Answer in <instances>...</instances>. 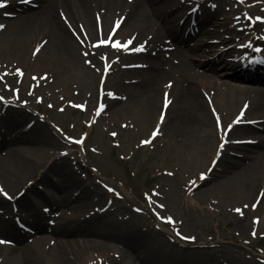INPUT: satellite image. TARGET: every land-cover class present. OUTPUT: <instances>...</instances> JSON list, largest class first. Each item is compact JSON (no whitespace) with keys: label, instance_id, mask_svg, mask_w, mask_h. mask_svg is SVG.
Wrapping results in <instances>:
<instances>
[{"label":"rangeland","instance_id":"rangeland-1","mask_svg":"<svg viewBox=\"0 0 264 264\" xmlns=\"http://www.w3.org/2000/svg\"><path fill=\"white\" fill-rule=\"evenodd\" d=\"M6 1V0H5ZM13 1V0H11ZM122 4L129 5L126 0H121ZM168 1V0H167ZM173 1V0H172ZM249 0H245V2H248ZM135 2H138V0H134L130 5H133ZM145 2L146 4L143 5V9H150L151 4L148 1H141ZM152 2H157L158 4L160 0H152ZM179 1L174 0L171 4V6L165 5V9L162 10V15L164 17V21L160 20L158 21V26H160L163 22L170 21V18L174 17V15L168 14L169 10L173 8H176V5H179ZM92 4V3H91ZM225 4L224 0H218V9L222 10L223 5ZM96 4H93V6ZM261 6L257 5V9H260ZM93 11H106V15H110L109 18H114L113 13L108 12L106 8H90ZM127 9V8H126ZM1 10V9H0ZM36 8H30L29 11H26L24 13H21L18 16H23L27 13H32L30 11H35ZM130 10V9H128ZM0 16H2V13H0ZM68 20L71 21V17H68L66 15ZM54 17L59 21V14L57 13V10L54 11ZM74 20L77 19L76 16H74ZM177 18H180L181 15L176 16ZM52 18V17H51ZM108 18V19H109ZM217 20H219V16L217 15ZM1 20V19H0ZM10 21L9 18H5L2 20L3 22L1 24L7 25L6 28L0 32L5 33L7 29L8 32L10 31V25L7 23V21ZM66 20V19H64ZM67 21V20H66ZM62 22V20H60ZM72 22V21H71ZM116 24L121 23V19H116ZM78 23H82L81 19L75 20V28ZM65 24H69L68 22ZM104 24V21H103ZM112 31L113 28L109 25L106 31ZM131 31H134V28H130V31L125 32L124 28L117 34L116 39H119V41L123 43H127L129 40H131L130 36L128 35L131 33ZM138 31V30H135ZM73 32L78 34L76 29H72L70 31L71 37H73ZM139 35L137 36V40H140L144 38L150 31H145L141 33L140 31ZM8 35V33H7ZM50 35H42L40 36L35 42L39 43L43 40H47L45 47L43 48L42 53L40 56L47 57V54L49 52L47 51V47L49 46L50 41L49 39ZM171 36L169 33H165L162 31V33L159 36V42H161L160 46L163 48L166 44V40H171ZM73 39L76 41V39L73 37ZM115 40L113 42H115ZM77 42V41H76ZM81 42V41H79ZM13 44L15 42H12ZM140 42H133V47H130L131 49L136 48L139 46ZM33 47V46H32ZM30 45L21 52L19 51V48H15L10 50L11 52H6L3 49H0V77H3V79H0V82L2 80L6 81L7 84L12 80V78H15L16 80H19L20 75L17 74L18 67H21L25 72H23L22 78L25 80H29L31 75L41 74L48 72L49 69L51 70L52 74L58 73L59 71H53L50 68H44L41 67L42 64H36L34 62L35 59H33L30 56V50L32 49ZM189 47V45L187 46ZM181 48V47H179ZM190 49V48H188ZM18 50L19 52H15ZM42 50V49H41ZM40 50V52H41ZM25 51V52H24ZM39 52V53H40ZM79 60L80 64L76 67H73L69 70L70 76H67L64 72V75H61L59 79L56 80V83L47 84V88L42 92L39 93L36 90H30L31 95L34 96L35 105H32V107L36 111H40L47 119L44 125H40L41 128L45 129L50 137L52 136V128L49 123L57 124L59 125L65 132L70 133V135L77 136L79 133L84 131V127L82 122L90 120V117H92L94 120L97 119L99 115H97L98 107L97 105V98H95V91H96V82L97 79L94 80V88H93V81H85L83 79V52L81 54V48L79 47ZM187 52V51H186ZM109 58L111 59L110 53L108 54ZM182 56L185 60H188L187 57H190L188 53L180 52V54L176 53V56L174 58L175 61H178ZM136 60H138V57H135ZM171 58H173V55L171 54ZM152 60H156V58H151ZM132 62H137L133 61ZM168 63H171V60L168 61ZM50 65H53L52 63H48ZM192 68H194V64H191ZM78 67V69H76ZM115 76L117 77H123L125 76V73L122 69H120L117 65H115ZM175 69L172 73H165L168 76L166 78V75L164 73H157V76H152V79L158 78L157 86L160 88V94L162 91L163 85L167 81L171 82H178V84L174 85V90L172 91V96L175 97L176 100L173 101L171 104V107L174 106L177 103L180 102V100L177 98V89L181 88L182 90H188L190 93H192L193 90L191 88L196 89L195 94L199 95L201 99L204 100L206 106L208 105L209 108L216 107L218 103H215V96L210 91V88L204 87L203 84L205 80H193L191 77H181L180 79L173 80L174 77L178 74V71L180 66H173ZM10 73L9 75H4L5 73ZM147 72L154 73L150 70ZM145 72V74L147 73ZM49 73V72H48ZM94 74V73H93ZM133 78H139L140 80H136L133 83H131V87L133 88L134 85L139 86L137 90H133L131 92V95L134 96L132 99L136 100V98H139V96L142 97H150V94L153 92L151 91L153 84L152 81L148 82L145 79V75L141 76L142 73L132 72ZM49 75H51L49 73ZM149 78V76H148ZM215 80V79H214ZM225 80V79H223ZM209 81V79L207 80ZM114 81L112 80L111 83L107 84V88L104 90L107 92L110 89L117 88L118 90L122 92H128V87H125L122 82H119L118 84H114ZM125 82H128V79L125 80ZM221 82V81H220ZM161 86V87H160ZM11 88H5L9 92H15L18 94V97L21 94V89L19 85H10ZM49 88H53L55 94H47V90ZM177 88V89H176ZM202 91L211 94L208 96V99L203 97ZM77 92V95H74V93ZM92 95L93 98H88L89 95ZM109 95V94H106ZM162 98V97H161ZM131 99V100H132ZM143 99V98H142ZM25 100H28L33 103V98H27ZM73 101V104L80 103L81 101L84 102V112L82 114L77 113L76 111H72L70 109H66L64 113L58 112V107H61L63 104L68 105L70 101ZM160 100V95H159ZM77 101V102H76ZM108 107H110L107 110V113H113L116 110L119 111L117 114H113L112 119L111 117L107 118L105 117L103 120H101L99 123L97 122L96 126H93V132L89 135L88 141H86V148L83 154H87V157L84 155L83 158H78L82 162V165H84V169L86 171L87 166H94L96 171H99L103 178L107 181H110V183L106 182L105 185H102L98 187L100 189V192L103 191V199H106V195L110 196V198H114V200L117 202L118 206L115 210V217L114 220L115 223L118 224L117 220H119L120 223L124 224L121 225L123 228H125L128 231V234L126 236H129L128 238H124V242L126 243L129 240L128 245L131 246V250L124 248V244H113L116 249H118L122 255L126 257V259L136 260L135 263L137 264L138 261L143 264H186L187 262H190V264H264V235H261L260 237L253 238L249 234V229L244 228V225L248 226L250 225V222H253L254 220L257 221L255 218H262L264 217V209L259 210L256 213H248L244 218H241L240 216L237 217V215L232 213V209L234 207H237L238 205H242L246 201L243 200V197H239L238 195H230L228 197V192L225 191V187L221 186L220 184H217L218 181H223L225 179V176L230 175L229 168L230 165L228 163H237V167H235V171L240 170V165H246L239 159H235L236 150L234 148H231L230 150H227L218 162L219 170L222 169V171H218L215 173L213 171L212 173V180L209 183H206L205 185L201 186L202 183L199 181L198 178H201L204 175H201L204 171L208 170L211 171V167L209 165L213 154L216 151H219L222 139L224 136V132H219L217 129H215V125H213L212 130L215 133H213V137H209L208 135L202 136V134L197 133V131H194L193 137L189 140H185L186 137L176 135L177 140H179V145H177L176 141L174 140L175 136H172L171 140H168V137L171 134L172 130V111H170L169 117L167 119L161 122L160 124V134L152 141L150 145H143L142 142L146 139L151 138L152 134V127L157 126V118L159 114V106L157 111L154 114V117L152 118V124L153 126H150L147 129L142 130L140 125L136 124L134 119L131 121L130 124H128L126 127L122 128L117 125H119L122 120L125 118L127 113L132 114L133 111H137L135 107L132 105L130 106V98L126 102V104L118 106L119 102L117 103H110ZM51 105V106H50ZM242 106V105H241ZM206 108V107H205ZM100 114H102L104 111H99ZM258 112V111H257ZM29 115H34V113H29ZM116 115V116H115ZM232 117V116H231ZM229 117V119H231ZM248 117L250 119L258 118L262 119L264 118L263 112L258 113H251L249 112ZM228 119V120H229ZM27 121V119H26ZM155 121V122H154ZM257 121V119L255 120ZM259 122V121H257ZM37 124V123H36ZM131 125H135L133 130H129L125 132L122 129L128 128ZM263 125V124H260ZM38 127V126H36ZM264 127V126H262ZM42 129V130H43ZM107 131L110 132L112 135L113 133L117 134V138L120 140L121 144H119V148H114L111 145V140L106 138V136L102 133H106ZM244 133H247L243 130ZM249 134H252L250 132ZM54 135V134H53ZM238 133L233 130L231 132V138L232 141H235L238 137ZM55 136V135H54ZM116 136V135H115ZM196 136V137H195ZM202 136V139H201ZM249 135H243V137H246ZM57 137V136H56ZM54 137H52L51 146H55V143H61L62 150L64 146V142L58 141V137L56 140H53ZM175 138V139H176ZM242 138V137H241ZM50 138H46V141H43L45 143H49L48 140ZM198 146V147H196ZM93 147L92 152L89 151V148ZM149 147V148H148ZM239 150H245L244 155L247 156V159H250L252 155L250 154L251 148L243 147ZM238 151V150H237ZM238 153H241V151H238ZM231 157H227V156ZM83 156V155H82ZM81 156V157H82ZM202 157V158H201ZM66 159L63 160L64 165L73 167V163L70 157H65ZM86 159V160H85ZM232 159V160H231ZM76 162V161H75ZM216 162V160L214 161ZM246 163L248 160L245 161ZM249 163V162H248ZM253 163V162H252ZM206 169V170H205ZM234 170V169H233ZM45 171V170H42ZM41 171V172H42ZM163 171H169L173 177H169L167 175H163ZM198 172H201L200 174ZM215 173V174H214ZM264 172L259 175L257 174V179L255 181V191L260 190L262 186L261 181L263 179ZM31 177V176H29ZM28 177V178H29ZM27 178V179H28ZM0 179H2V176L0 175ZM26 179V178H25ZM195 181V183H193ZM229 181V180H226ZM25 182V181H24ZM24 182L20 185H17L14 188L8 187L3 179L2 183L4 188L7 190L6 192L12 195L13 193L17 192L15 191L18 187L24 184ZM112 183V184H111ZM163 190V194L161 196V199L157 201L156 205L160 207V205H164L163 210H169L170 213L175 217L174 220L176 222L175 228L177 230L182 229L183 233L185 235H193L195 236L197 242L194 243L193 246L197 245H210L214 244L216 247L213 248V251L208 252L207 254H196L199 253L197 249L195 251L189 252L187 250H183L181 248H177L176 246L172 245L170 242L166 243L165 241H160L159 238L155 237L152 234H149L148 232H144L147 227L145 226V222L141 217H138L137 209L139 208L140 199L143 197L146 198L147 195H151V191L153 187L156 185H160ZM221 186V187H218ZM217 187V188H216ZM102 188V189H101ZM111 188L113 191H109L108 189ZM224 188V191H223ZM206 190H209L207 192H204ZM214 190V191H213ZM217 190V191H216ZM105 192V193H104ZM193 192V204L189 205V193ZM238 193V191H236ZM114 196V197H113ZM228 198L227 200H224L222 198ZM1 197V196H0ZM2 198V197H1ZM153 198V196H152ZM242 198V199H240ZM3 199V198H2ZM217 199L220 203V205H214V207L209 206L211 204V200ZM143 200V199H142ZM247 200V203L250 204L251 201H253V196L249 197ZM209 201V202H208ZM241 201V202H238ZM0 203L2 204L3 202ZM224 206V207H223ZM232 208L230 211L226 212V208ZM208 208H215L219 211V213H215ZM262 208H264V201L262 204ZM159 209V214L163 217H166V213ZM79 211V210H78ZM80 212V211H79ZM134 212V213H133ZM256 216V217H253ZM117 218V219H116ZM101 223H96V226H101ZM154 226L155 224L152 223ZM116 229V228H115ZM117 230V229H116ZM144 236V235H150L148 236L150 239L148 243H137L134 236ZM125 237V236H122ZM70 238V237H69ZM74 240H80L82 238L81 234H76L75 236H71ZM70 238V239H71ZM91 240H94L99 243H109L111 240H102L98 237H94L93 239L88 237ZM71 240V241H74ZM145 240V239H144ZM171 240V239H169ZM107 241V242H103ZM146 241V240H145ZM213 241V242H212ZM78 243V241H76ZM177 248V249H176ZM260 251H263L261 253ZM108 251L106 249L102 248V251L100 252H92L90 251L88 254H90V258L86 256H82L81 258H77V255L73 252L72 255L69 256L70 262H74L71 264H111L107 261H111L108 258L107 254ZM81 255V253H80ZM198 255H205L201 261H197L195 263V256ZM5 257V258H3ZM97 260H95V259ZM192 258V259H191ZM90 259H94L93 262ZM40 262L39 264H51V258L42 256V259H38ZM37 260V261H38ZM42 261V262H41ZM2 264H12L8 261L7 256L3 253V250L0 249V263ZM122 264V263H121Z\"/></svg>","mask_w":264,"mask_h":264},{"label":"bare ground","instance_id":"bare-ground-1","mask_svg":"<svg viewBox=\"0 0 264 264\" xmlns=\"http://www.w3.org/2000/svg\"><path fill=\"white\" fill-rule=\"evenodd\" d=\"M13 1L10 0V2ZM41 1V4L44 5L42 9H38V11L32 13H27L23 16H18L15 20L7 21V23L10 25V31L8 32L9 29H7L5 33H1L0 49L5 50L6 52H11L10 50L19 48V51L21 52L22 50H25L29 45L30 47L33 46V49L37 44L35 41L40 36L44 34L50 35L48 39L50 43L49 46L46 48L49 52V54H47L48 58L39 56L34 60L36 63L42 64L41 67L50 68L53 71H59L57 74H52L51 78L45 83H54L57 79L61 77V75H64V72L67 76H70L69 70L73 67L80 65L75 64L77 62L80 63V60L78 58L79 55H77L79 54L78 43L73 39V37H71V35L69 34L70 32L68 31L65 24L60 22V15L59 21L54 17V11L57 10L58 6H61L63 8L65 14L68 15V17H71L72 22L69 20L70 25L75 24V20L81 19V22L83 23V25H85V31L88 34L87 37H84L82 34V37L86 41H89L98 36V31L95 28V11L93 15V11L90 9L93 4L107 6L108 12L112 11L113 16L115 10L125 11L126 8L130 9L129 12H127L126 14L123 13L121 15L124 18V25L122 29L124 28V31L128 32L130 31V28H134V31H131V33L128 34L129 36H131V34H134L135 32H137L139 35L138 31H140L141 33L145 31H150L152 32V34H154V36H157V38H159L160 34L164 30L165 33H171L173 41L181 39V34H179L178 31H174V24L177 19L176 17H172L170 21L162 23L160 26H158L157 23L158 21L164 18L161 14L162 10L164 9L165 5L171 6L173 2L172 0H161L158 4H156L157 2H152V0H145L150 2L151 4V8L148 10L143 9L142 6L146 4L145 2H141L143 0H138V2H136L132 6L122 4L121 0ZM5 3H9V0H6ZM177 10L178 12H173L171 15L180 14L182 7H177ZM3 12L6 11H0V13ZM110 15L104 17V26L108 27L112 23V18H109L111 17ZM74 16H76L77 19L74 20ZM5 18L6 17L4 15L0 16V24ZM76 26H78V24ZM187 38H191V35L187 34L185 39ZM12 42L15 43L13 44ZM19 51L16 50L15 52ZM48 63H52L53 65H50ZM154 64L155 63L150 66L152 71H156ZM76 69H78V67ZM181 69H183L182 71L184 77L189 76L190 72H187V68L185 66L181 65ZM45 70H48L49 73L52 72L49 69ZM139 71L140 70H136L135 72ZM82 73L83 79L85 81H93L94 88V80L96 76L88 68L86 69L84 67L82 69ZM153 75L154 74L149 72H147L146 74L145 72H142L141 76H144L147 80L149 76L152 83H154L151 89V91L153 92L150 94V97L146 98L139 96V98H136V100H130L129 105L135 107L137 111L132 110V114L127 113L120 125L117 126H127L134 119L135 123L140 125L142 130H144L149 128L150 126H153L151 122L155 112L158 109V106L160 116L162 115L164 110V102L161 99L162 94H160V88H158L157 86L158 78L156 77L155 79H152L151 77ZM166 78H168V75H166ZM206 78L210 77L207 76ZM192 79L202 80L203 77L199 76L197 78ZM25 85L28 88L30 82L26 81ZM203 86L210 88V90H212L211 88H213L212 91L215 92L214 96L215 103H218L217 106L212 107L211 109L208 107V105L206 106L207 103H205L199 95L195 94L196 89L194 88H191V90H193L192 93H190L188 90H182L181 88L177 89L176 96L180 100V102H176L174 106H169V108L166 109V111H168V117L170 111H172V115L170 118L172 119V130L170 136L168 137L169 141L171 140L172 136H175L176 138V135H180L182 136V138L187 136L184 141L189 140L193 137L192 133L194 131H197V133L202 134V136L208 135L212 138L214 133V131L212 130L213 125L217 127V124H219L221 128H225L227 126L236 124V119L234 118L236 116L241 115L243 107L241 105H243L244 102H248L247 105H249V103H252V109H249V112H251L252 114L258 112L264 113V91L261 97L257 101L253 102V99L258 91L253 88H240L230 83L218 84L212 81L204 83ZM132 89L137 88L134 87ZM22 93H25V89L22 91ZM2 105L3 104L0 102V115L4 116L0 117V127H3L1 128V131H3L4 134L9 137L10 128L22 125V122L26 118H28L29 120L30 118L28 117V114L23 112L24 108L15 109L10 113L6 112L4 114V112L2 111ZM118 112L119 111L116 110L114 113L117 114ZM100 116L102 118V115ZM217 116H219V120L217 119ZM229 117H231V119H229ZM256 119L258 118L250 119L247 115H244L243 120L239 125L247 124L248 122H253V120ZM159 127L160 126L158 125L156 129ZM21 129L23 128L21 127ZM42 129L43 128H41L40 125L34 123V125L29 131L23 132L21 134V139H11V141L3 143L6 146H2V151L0 153V175L2 176L4 183L10 188H14L25 181L23 185H21L15 190L24 191V194L22 195V198L19 201V204L22 207H26L27 209L33 210L37 206L39 207L42 203V201H37L34 198H42L48 196V199L51 201V204L49 205L47 200H44V203L48 205L45 207L50 210L47 215L53 214L51 218L53 219L56 227L53 230H45V235L43 233V229H40L41 231L38 232L40 236H36L35 239H33L30 243L22 247L20 246L19 249L12 248L8 244L6 247H0V249L3 250V253L7 256L8 261L12 264H39L40 261L38 259H42V256H46L51 258V264H71L72 261L70 262L69 256L72 255L73 252L77 255L78 259L82 256L90 258V254L87 255V253H89L90 251L100 252L103 248L108 251V258L111 260L107 261L108 263L111 262V264H135L137 259L131 260L132 262H135L131 263L129 259H126V257L114 247L113 244H122V238L119 232L116 231L115 228H112L110 223H101V226L95 225L96 223H98L97 220L99 218L96 215L97 213H94V215L96 216H94L91 221L79 222V214L84 217L88 215V211H93L92 207H94L95 205V198L99 199V189L98 187H91V190L89 189L90 184L88 183L87 177L91 178V176L85 174V172L82 171L79 165H76L75 167L64 165L63 162L65 161L63 160H65V158L63 157L52 161L53 156H56L54 152L60 151L62 149V145L57 142L55 143V146H51L50 141H52L51 138L53 136L50 137L49 133L45 129ZM241 130H243V127L235 128V131L238 134ZM250 130L253 131V129ZM46 138H50L49 140L47 139L49 143L43 142L46 141ZM175 138L174 140L176 141L177 145H179V140ZM53 140H56L55 136ZM257 147H260L261 151L255 154L257 156L253 159V163L248 166L241 165L243 168L242 170L232 171L230 175L225 176V179H223V181H218L217 183H221V186L226 188L225 191L229 193L228 197H230L231 194L243 197V200L246 201L245 204H247L246 199L251 196H253V202L257 199L260 201H264V198H262V194H264V192L260 191L261 189L255 191V181L257 179V174L261 175L264 172V139L260 144H257L256 146L251 148ZM50 161H52L53 163H51L50 166H47ZM234 167H236L235 163L231 165L230 170H233ZM44 169L47 170H45L44 173L40 174V171ZM50 172H53L51 174V178L48 176V173ZM38 175L39 179L37 181L41 184L40 191L32 188L36 184V180L34 178H37ZM211 179L212 177H209L207 181ZM263 184L264 176L260 185L264 189ZM78 191L79 194L72 199L73 195L76 194ZM207 191L209 190H206L204 192ZM236 191H238V193ZM224 197L225 198L222 199H228L226 198V196ZM216 200L213 199L210 202L212 205L219 206L220 203ZM188 203L189 205L193 204V199L190 198V201H188ZM238 206L239 209H241V206ZM225 208L231 210L233 207ZM53 210L54 212L52 213ZM247 210L248 207H246L242 211L246 212ZM23 213L24 211L18 212L19 215ZM43 216L45 215L43 214ZM72 223L77 224L75 228H70V225ZM2 224L3 221L0 218V235L5 234L7 236H12L11 232L15 231L12 229L2 228ZM247 225L248 224L244 225V228L250 229L252 231H254L255 229L264 230V218L260 220V223L256 225V228L250 227L252 225H249L247 228ZM50 231L52 233L54 231L52 236L55 238V244L48 245L49 241L53 242V240L48 239L50 238ZM77 231L79 232V234L82 235V238H80V240H74L73 238H71L73 233ZM148 236L150 235H135L134 237L137 243L141 242L145 244L149 242L148 239L150 238ZM57 237H59L60 239ZM88 237L92 239L94 237H98L102 240L108 239L111 240V242L99 243L89 239ZM76 241H78V243H76ZM20 244H22V242ZM126 246L127 244L123 245L124 248ZM45 248L47 249V251L44 250ZM94 259H90L91 261L89 262H93ZM194 261L197 263L198 259H195ZM0 264H2V262ZM137 264L143 263L138 261Z\"/></svg>","mask_w":264,"mask_h":264},{"label":"snow or ice","instance_id":"snow-or-ice-1","mask_svg":"<svg viewBox=\"0 0 264 264\" xmlns=\"http://www.w3.org/2000/svg\"><path fill=\"white\" fill-rule=\"evenodd\" d=\"M26 2H30V0H26ZM239 2L240 3H244L245 2V0H239ZM7 5H6V3L4 2V0H0V8H4V7H6ZM213 7H215V5H213ZM249 19L251 20L252 18L251 17H249ZM257 20H259L260 22H264V18H259V17H257L256 18ZM5 27V25H0V30H2L3 28ZM117 29L119 28V23L117 24ZM87 32H85V33H83V36L84 37H87ZM115 35H116V33L115 32H113L112 34H111V36L112 37H115ZM78 36H79V34H78ZM81 43H84V40L83 39H81ZM132 43V40H129L127 43H121L120 41H119V39H116L115 40V42H113V40L111 39V38H109V39H105L104 37H103V33H102V31H101V37H100V42L99 43H96V44H94L93 45V47H96V48H100V47H108V46H111L112 48H114L116 51H121V50H123V51H128V47H129V44H131ZM245 47H248V48H252V45L251 44H248V45H246ZM144 50V48H143V46L142 47H140V48H136L135 49V51H137V52H140V51H143ZM255 52H260V51H264V49H260V48H255V49H253ZM84 55L85 56H88L89 55V53L88 52H85L84 53ZM102 59H104L105 61H107V57L106 56H102L101 57ZM245 59H247V57H245ZM254 62H258V63H264V60H259V61H254ZM89 64H91V61H89ZM107 66V65H106ZM10 73H5L4 75H9ZM17 74L18 75H20V76H23V72H22V70H17ZM44 79H47V77L45 76V77H43ZM0 79H3V77H0ZM167 87H171V85L169 84V85H167ZM109 95H111V94H109ZM0 100H3V97H0ZM171 103V101L170 100H168L167 99V96L165 97V107H167L169 104ZM51 106V105H50ZM103 105H101V110H103ZM61 111H63V109H61ZM100 113L99 112H97V115H99ZM217 119L219 120V116H217ZM162 122V121H161ZM241 121L238 119L237 121H236V123L237 124H239ZM222 131H224V129H223V127H222V129H221ZM232 129H231V126L227 129V131H231ZM160 134V129L159 128H157L155 131H154V133L152 134V137L150 138V139H146V140H144L143 142H142V144L143 145H150L151 143H152V141L156 138V136L157 135H159ZM113 135L115 136V135H117L116 133H113ZM70 140H71V142L72 143H75V144H78V145H81V146H83V144H84V140H81V139H72V138H69ZM65 155H67V153H65ZM202 179L203 178H205V177H201ZM193 183H195V181L193 182ZM109 191H113V189H111V188H109L108 189ZM0 193H2L4 196H6L8 199H13V197H11L4 189H3V187H0ZM156 195H158V194H156ZM146 198H147V200H148V202H149V205H151V204H153L154 203V201H153V199H152V196H150V195H147L146 194ZM262 198H264V194H262ZM164 207V205H160V208H163ZM137 211H140L139 209H137ZM237 211H239V212H241V214L243 215V211L241 210V209H238ZM157 216H158V218L159 219H161L162 221H164L165 223H174V221L172 220V218L171 217H163V216H161L159 213H157ZM256 223L257 224H259L260 223V221L259 220H257L256 221ZM253 235H256V233H253ZM182 239H184L185 237H181ZM0 243H3V241H0Z\"/></svg>","mask_w":264,"mask_h":264}]
</instances>
